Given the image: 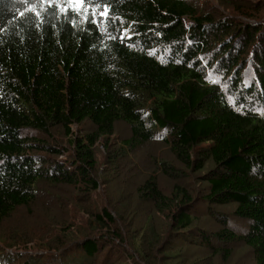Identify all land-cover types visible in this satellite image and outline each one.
Instances as JSON below:
<instances>
[{
  "label": "trees",
  "instance_id": "trees-1",
  "mask_svg": "<svg viewBox=\"0 0 264 264\" xmlns=\"http://www.w3.org/2000/svg\"><path fill=\"white\" fill-rule=\"evenodd\" d=\"M262 3L92 0L87 11L62 12L39 0H0V224L22 207L30 210L40 187L68 185L81 192L82 203L100 186V141L117 164L161 141L173 159L162 153L156 170L174 179L172 192L150 176L136 188L154 206V238L142 236L138 249L146 263L162 264L161 255L164 264L197 259L181 247L170 251L183 238L199 239L228 260L230 246L243 242L256 264H264ZM117 122L130 125L119 143L110 139ZM85 123L91 128L74 131ZM192 174L204 184L199 195L184 183ZM201 204L223 222L215 235L196 223ZM228 204L235 205L231 212L215 210ZM94 219L102 232L70 246L81 248L92 264L100 251L108 257L101 264L113 254L121 258L124 239L113 212L104 208ZM241 219L246 232L228 227ZM68 246L59 243L50 250L58 256L50 258H61ZM11 247L0 248V264H33L34 254ZM46 258L36 260L46 264Z\"/></svg>",
  "mask_w": 264,
  "mask_h": 264
},
{
  "label": "rangeland",
  "instance_id": "rangeland-1",
  "mask_svg": "<svg viewBox=\"0 0 264 264\" xmlns=\"http://www.w3.org/2000/svg\"><path fill=\"white\" fill-rule=\"evenodd\" d=\"M199 1L203 3L206 0ZM262 4H264V0ZM238 17L242 16L238 15ZM73 127L74 131L79 128H91L87 123L82 126L74 125ZM56 134H58L57 130ZM129 135L130 125L126 122H117L115 133L110 136V139L112 142L119 143V141L126 139ZM57 139L59 143L61 141V146L72 150L71 143L66 142V137L62 139L60 135H57ZM102 143L100 141L97 147L98 181L100 186L94 189L87 197H83L82 203L79 202L82 199L80 197L81 192L78 190L77 194V191H72V188L68 185L40 187L38 189V198L30 210L22 207L0 224V248L6 251L12 245L10 250L14 253L23 251L24 255L34 254L33 264H41V259L37 262L36 258L43 254L49 257V259L46 258L44 260L46 264H92V259L86 256L81 248L77 246L73 248L70 245L86 237L98 236L96 234L102 231L94 219V214L95 212H102L104 208H108L115 215L116 221L121 228L124 240L120 248L124 252L121 258L119 255L113 254V258L106 264H147L145 261L146 257L144 260L143 254L139 253L138 249L142 248L140 246L143 245L142 236L149 237L150 240L154 238L153 233L150 232L151 224L149 223L154 206L148 200L142 201L137 195L136 188L143 182L145 177L150 176L156 177L161 189L171 193L174 179L161 171H157L156 162L160 160L162 153L172 159L173 155L168 153L163 142H148L141 148L130 152L126 159L117 164L116 161H112L106 155ZM125 164L126 166H124ZM127 165L132 168H127ZM184 183H187L188 187L195 190V192L197 191L198 195L204 186L198 181L195 174H192ZM234 207V204L215 206V210L228 213ZM133 208L134 211H132ZM118 210L121 212L120 215ZM194 215L198 226L210 234L214 233L215 235V233L223 229V222L214 217L212 213H208L205 205H199L194 211ZM157 217L159 216L154 215L153 220H156ZM160 219L165 221V218L161 216ZM164 224H167L166 221ZM160 227V225L157 226V232L162 231L164 233V230ZM228 227L233 228L237 232H246L248 225L243 219L230 220ZM48 240L50 245H48ZM185 240L183 238L177 240V242L172 243V249L171 247L169 248L171 249L170 251L177 252L181 247L180 250L186 251L185 253L187 254L190 251L191 254L196 253L198 255L197 259H187L184 264H205L206 261L207 264H256L251 249L244 245L243 242L230 244V248H233L234 253L228 260L222 252L218 255H213L211 252L215 248L208 247L203 243H197L199 239H194L193 243ZM61 242L69 245L70 248L65 251L66 253L61 258H50V256H58V253H50V250L56 251L55 249ZM212 243L214 247H220L216 237H213ZM216 251L217 249L215 253H217ZM102 254L103 252L101 251L98 253L95 264L104 263L108 259L107 255ZM159 258L161 259L160 263L164 264L163 255ZM122 259L124 263L121 261ZM23 263V260L15 262V264ZM166 264L169 263L167 262ZM170 264H182V262L177 260L172 261Z\"/></svg>",
  "mask_w": 264,
  "mask_h": 264
},
{
  "label": "snow or ice",
  "instance_id": "snow-or-ice-1",
  "mask_svg": "<svg viewBox=\"0 0 264 264\" xmlns=\"http://www.w3.org/2000/svg\"><path fill=\"white\" fill-rule=\"evenodd\" d=\"M41 4H48L51 6L52 4H56L60 7V10L67 11L69 7L73 11H87L92 6V0H64V3L61 5L60 0H39ZM105 10L100 12L99 15L106 16L107 15V6H104ZM32 11H35L34 8H31ZM39 15L38 12H36ZM95 15V12H93ZM23 15V13H21Z\"/></svg>",
  "mask_w": 264,
  "mask_h": 264
}]
</instances>
